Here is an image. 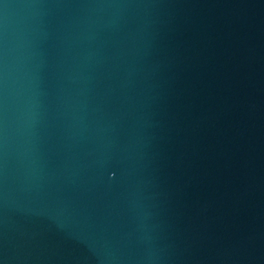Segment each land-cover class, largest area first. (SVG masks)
Instances as JSON below:
<instances>
[{"label":"water","instance_id":"1","mask_svg":"<svg viewBox=\"0 0 264 264\" xmlns=\"http://www.w3.org/2000/svg\"><path fill=\"white\" fill-rule=\"evenodd\" d=\"M0 261L264 264V0H0Z\"/></svg>","mask_w":264,"mask_h":264},{"label":"snow or ice","instance_id":"2","mask_svg":"<svg viewBox=\"0 0 264 264\" xmlns=\"http://www.w3.org/2000/svg\"><path fill=\"white\" fill-rule=\"evenodd\" d=\"M114 160H118V159L107 158V159H104V160L100 161L99 171H100V174L101 175H103V174L108 173L109 171H111V168L108 165L110 164V162H112ZM0 264H3V262L0 261Z\"/></svg>","mask_w":264,"mask_h":264}]
</instances>
